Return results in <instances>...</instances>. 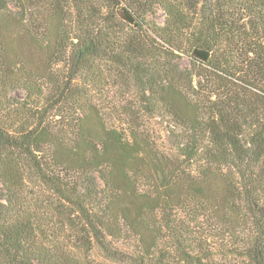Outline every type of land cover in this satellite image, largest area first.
Returning <instances> with one entry per match:
<instances>
[{
	"label": "trees",
	"instance_id": "16d2710c",
	"mask_svg": "<svg viewBox=\"0 0 264 264\" xmlns=\"http://www.w3.org/2000/svg\"><path fill=\"white\" fill-rule=\"evenodd\" d=\"M0 264H264V0H0Z\"/></svg>",
	"mask_w": 264,
	"mask_h": 264
},
{
	"label": "rangeland",
	"instance_id": "374dc122",
	"mask_svg": "<svg viewBox=\"0 0 264 264\" xmlns=\"http://www.w3.org/2000/svg\"><path fill=\"white\" fill-rule=\"evenodd\" d=\"M162 20H163V13H162V12H159L158 22H162ZM183 65H186V61H185V60L183 61ZM15 95H16L18 98L21 97V93H18V92H17V93H15ZM160 134H161V138L165 140V139H166V138H165V135H166V134H164V132H161Z\"/></svg>",
	"mask_w": 264,
	"mask_h": 264
}]
</instances>
